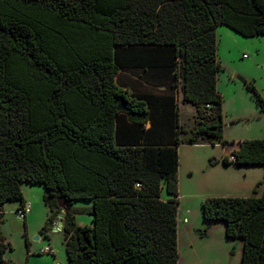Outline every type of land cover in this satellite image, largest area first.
<instances>
[{
  "label": "trees",
  "instance_id": "obj_1",
  "mask_svg": "<svg viewBox=\"0 0 264 264\" xmlns=\"http://www.w3.org/2000/svg\"><path fill=\"white\" fill-rule=\"evenodd\" d=\"M219 26L264 36V0H0V224L4 204H25L23 184L40 185L51 216L58 199L68 208L67 264H178V148L227 144ZM180 95L195 109L183 139ZM222 162L264 172V137ZM262 184L201 202L203 221L242 242L240 264H264ZM76 202L90 226L75 223ZM6 250L0 237V264Z\"/></svg>",
  "mask_w": 264,
  "mask_h": 264
},
{
  "label": "rangeland",
  "instance_id": "obj_2",
  "mask_svg": "<svg viewBox=\"0 0 264 264\" xmlns=\"http://www.w3.org/2000/svg\"><path fill=\"white\" fill-rule=\"evenodd\" d=\"M216 36L217 59L223 67L217 76V91L223 98L222 140L227 144H181L178 149V264H240L242 242L227 239L221 222L203 221L201 198H249L251 181L258 174L261 183L257 186L263 188L262 167L226 166L222 161L237 148L238 142L264 137V115L236 76L251 82L264 100V36L244 38L223 26L217 27ZM178 106L179 125L186 132L183 139L194 125L195 109L182 101ZM21 192L30 207L25 222L15 214L17 202L6 203L2 208L0 237L7 245L4 259L12 264H67L60 215L49 213L43 200L44 187L23 184ZM73 207L75 223L90 226V204L76 202ZM46 248L53 250L54 257L43 253Z\"/></svg>",
  "mask_w": 264,
  "mask_h": 264
},
{
  "label": "crops",
  "instance_id": "obj_3",
  "mask_svg": "<svg viewBox=\"0 0 264 264\" xmlns=\"http://www.w3.org/2000/svg\"><path fill=\"white\" fill-rule=\"evenodd\" d=\"M224 32H226V31H224ZM243 58H244V56H243ZM236 76H238V78L240 77V78H243L244 80H246L244 77H242V76H240V75H236ZM247 81V80H246ZM249 82V81H248ZM216 88H217V85H216ZM182 100V96L180 95V97H179V101H181ZM180 147V146H179ZM179 149V148H178ZM235 150V149H234ZM226 157V156H225ZM230 166H234V165H230ZM251 169L253 168V169H259L260 167H258V166H253V167H250ZM179 171H180V165H179V167H178V179L180 178V176H179ZM258 174V173H257ZM260 176V174H258L257 175V178L255 179V180H253V181H251V184L253 185L252 187H250L251 189H250V196H251V194L253 193V189L255 188V186L256 185H260V183H261V181L260 180H258L259 177ZM262 179L264 180V175H263V177H262ZM262 180V181H263ZM180 181H178V183H179ZM259 189V188H258ZM179 190V189H178ZM260 191H262L263 192V188H260L259 189V192L257 191V193H258V196H260L261 194H259V193H262V192H260ZM179 197V196H178ZM213 196H211V198H212ZM234 197H238V196H234ZM206 197H204V198H201V201H203L204 199H205ZM215 198V197H214ZM24 201H25V199H24ZM25 204H26V201H25ZM19 207V205L17 206V208ZM3 208V207H2ZM16 208V209H17ZM15 209V210H16ZM25 221H26V219H25Z\"/></svg>",
  "mask_w": 264,
  "mask_h": 264
},
{
  "label": "built area",
  "instance_id": "obj_4",
  "mask_svg": "<svg viewBox=\"0 0 264 264\" xmlns=\"http://www.w3.org/2000/svg\"><path fill=\"white\" fill-rule=\"evenodd\" d=\"M230 160H233V157H230ZM30 213V207L27 204H24L21 207H18L15 210V214L17 215V217L19 219L25 220L27 215ZM43 253L45 254H50L51 256H54V252L52 249L50 248H46Z\"/></svg>",
  "mask_w": 264,
  "mask_h": 264
},
{
  "label": "water",
  "instance_id": "obj_5",
  "mask_svg": "<svg viewBox=\"0 0 264 264\" xmlns=\"http://www.w3.org/2000/svg\"><path fill=\"white\" fill-rule=\"evenodd\" d=\"M117 109L118 110L123 109L122 103H119ZM57 202H58V206L61 210V215L58 217V219H62V215H66L68 213V208H67L66 204L64 203L63 199H58Z\"/></svg>",
  "mask_w": 264,
  "mask_h": 264
}]
</instances>
